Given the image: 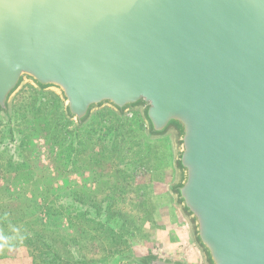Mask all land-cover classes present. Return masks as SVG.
<instances>
[{"label":"water","instance_id":"water-1","mask_svg":"<svg viewBox=\"0 0 264 264\" xmlns=\"http://www.w3.org/2000/svg\"><path fill=\"white\" fill-rule=\"evenodd\" d=\"M26 86L77 129L167 140L196 264H264V0H0V116ZM132 264H192L133 248Z\"/></svg>","mask_w":264,"mask_h":264},{"label":"rangeland","instance_id":"rangeland-1","mask_svg":"<svg viewBox=\"0 0 264 264\" xmlns=\"http://www.w3.org/2000/svg\"><path fill=\"white\" fill-rule=\"evenodd\" d=\"M109 109L77 129L51 93L24 87L0 116V264H132L133 248L196 264L166 186L167 140Z\"/></svg>","mask_w":264,"mask_h":264},{"label":"trees","instance_id":"trees-1","mask_svg":"<svg viewBox=\"0 0 264 264\" xmlns=\"http://www.w3.org/2000/svg\"><path fill=\"white\" fill-rule=\"evenodd\" d=\"M147 141H148V144H149V142H151V141H149L148 139L145 138V142H147Z\"/></svg>","mask_w":264,"mask_h":264}]
</instances>
